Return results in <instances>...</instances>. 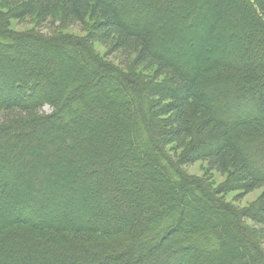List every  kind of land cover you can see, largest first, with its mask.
Instances as JSON below:
<instances>
[{
    "label": "trees",
    "instance_id": "trees-1",
    "mask_svg": "<svg viewBox=\"0 0 264 264\" xmlns=\"http://www.w3.org/2000/svg\"><path fill=\"white\" fill-rule=\"evenodd\" d=\"M11 2L10 14L0 12V157L7 159L0 162V264H264L254 238L260 235L244 223L264 229V0H199L201 12L187 29L194 24L210 43L221 40L216 23L238 30V39L234 32L213 46L224 52L227 41L243 42V49L236 46L242 61L198 67L186 50L190 70L160 53V32L154 35L144 16L164 13L177 0ZM34 13L69 23L96 15L97 39L125 56L124 71L100 62L81 40L9 30L8 20ZM181 15L175 19L187 20ZM170 36L191 46L181 34ZM45 105L51 113L38 112ZM57 137L66 142L57 146ZM85 144L102 155L108 176L102 185L98 171L87 169L93 158ZM22 146L40 148L43 159ZM60 156L72 164L75 158L81 186L70 187L59 172V180L46 177ZM8 161L13 170L3 167ZM199 161L229 175L234 186L206 189L182 169ZM90 187L104 196L93 202ZM257 189L259 203L238 212L214 195ZM60 207L68 213L58 224ZM89 240L95 246L78 245Z\"/></svg>",
    "mask_w": 264,
    "mask_h": 264
},
{
    "label": "rangeland",
    "instance_id": "rangeland-1",
    "mask_svg": "<svg viewBox=\"0 0 264 264\" xmlns=\"http://www.w3.org/2000/svg\"><path fill=\"white\" fill-rule=\"evenodd\" d=\"M11 1H17V0H0V12L5 14L6 12L9 13L10 10H8L9 8H11L13 6ZM199 0H194L193 3L192 1H189L188 4H186V1H182V0H177L176 3H174L175 5L173 7H169L167 10H164V13H149L148 10L145 11L144 16L147 17L148 22H152L151 25V29L153 34L155 35V33L160 32V37H158L157 40L160 47L164 44V48L161 49L160 53L167 59H171L173 63L178 64L177 66H182V67H188V65H186V63L182 60V55L186 50L189 51L190 53H192V56H195L196 59L198 60V67L200 66H205L207 67V65H209L208 63L215 61V60H220V59H226L228 61L231 62L232 65H234L235 67L241 63L242 59H238L239 55L237 50L238 48L236 47L237 44L238 46L242 47L243 49V45L241 43L243 42H239L237 44H232L231 40V45L228 43L227 41V45H229L227 47V49L224 50V52L222 50H219L218 48H214L213 43L220 44L222 43V41H225L228 39V35L232 34V33H236L235 39L239 38V36H241V34L239 33L238 30L234 29L232 31H227L224 29H220L221 25L223 23H216V27H218V29L216 30L219 31V38H221V40L218 39V37H215L213 42H207L205 39L202 41L198 38L200 36V33L198 32L200 30V28L194 27L193 24V29L192 27L190 28V30L187 29V25L189 24V19L192 16H197L198 13H200V7L198 3ZM16 6V5H15ZM14 7V6H13ZM10 14V13H9ZM181 14L186 15V19L185 21H177L175 19V16H179L181 18ZM33 16H30L26 19H23L22 21L16 20V19H10L8 20V24H9V30L13 31V32H24L27 30H32V32L38 33L40 35H57V36H63L67 39L70 40H81L85 43V45L92 50V53L94 54V56L102 63H104L105 65L115 68L117 69L119 72L120 71H124L126 64H127V60L125 59V56L122 55L121 52H117V51H113L111 44L108 45H103L101 44L97 37L96 34L97 32L94 29V24L96 22V15L95 16H87L86 18H84V20L81 23H77V22H64L60 16H57L55 19H44L41 20L35 13L32 14ZM176 16V17H177ZM137 21H141L143 23H139L140 25H148L149 23L143 19L138 18ZM226 21L229 22V24H231V18L226 19ZM213 22V21H212ZM187 23V24H186ZM224 25V24H223ZM225 26V25H224ZM204 27V26H203ZM195 28V29H194ZM205 28V27H204ZM207 28V26H206ZM210 29V28H209ZM187 30V31H186ZM207 30V29H206ZM213 30V28L211 29ZM186 31V32H185ZM173 32L174 34H181V36L183 37V34L186 33V35L184 36L186 39L191 40V46H189V43H183V41H178L177 39H173L170 36V33ZM98 35V34H97ZM183 37V38H184ZM160 38V39H159ZM163 39V43L162 40ZM236 41V40H235ZM238 41V40H237ZM236 41V42H237ZM158 43H156L155 45H157ZM201 43V44H200ZM158 46V45H157ZM255 60L258 61V57H256L255 55H253ZM256 61H253L254 63H256ZM258 63V62H257ZM184 67V68H185ZM191 69V68H190ZM189 69V70H190ZM184 71V74L186 75V71ZM146 71L143 73V76H146L144 74H148ZM189 72V71H188ZM143 79V77H142ZM151 81L153 83H165L164 81V77L160 76L158 78H153ZM203 89H206L203 87ZM205 91V90H204ZM248 91H245V95H248ZM128 94V93H127ZM132 96V93H130ZM247 97V96H245ZM52 109L49 106H44L42 108H40L38 110V112L40 113H51ZM1 117V116H0ZM48 128V131H51V126L47 125L45 126ZM38 138L42 139L45 136L41 133H39L37 135ZM58 139L55 140L56 145L58 146V142L65 143L66 141L65 138L61 137H57ZM49 139H55V138H49ZM17 147V146H16ZM93 145L91 147H87L86 148V144H85V148L87 150V152H89L88 156H91L93 158V160L91 159H87L86 163L89 165V168L87 167V169H92L90 167H94L93 170H95L97 172V175L99 176L98 179V183L100 185L104 184V180L103 178H107V174H103V170L102 167L103 164L100 163L101 160V153L98 152V154L96 155L95 149L93 150ZM14 147L12 145H10V147L8 148V151L10 152ZM21 148V147H20ZM20 148H17V151H22L20 150ZM23 148V152H28L29 150H35L34 153L39 152L38 154H33V157L36 158L35 161H40L43 159V153L42 150L40 148H33L31 147H26V146H22ZM3 150L7 149L6 147L2 148ZM27 149V150H26ZM61 155V154H60ZM30 156H32L30 154ZM60 157H64V156H60ZM68 158H70L68 156ZM45 159V158H44ZM6 158L0 157V162L5 163L6 162ZM12 162V160H10ZM64 161V162H63ZM63 161L60 160V163L58 165V167L56 166L54 169V172L52 173V175H47L46 177L49 178V180L53 181V180H59V177L57 176V172H59L61 174L62 177H66L67 178V182L69 183L70 187H73V185H76L75 178L76 174H73L74 168L73 165H76L77 162H75V158L73 159V164L70 163V160L67 159L65 157V160L63 158ZM66 161V163H65ZM105 161V166H107L108 160L104 159ZM44 162V161H43ZM21 163V162H20ZM40 163V162H39ZM23 165V162L21 163ZM98 166H97V165ZM62 165H64V167H62ZM13 165L9 163L4 165L3 167L7 170L9 168H11ZM32 167H37L33 165ZM108 167V166H107ZM64 168V169H61ZM23 169V168H21ZM72 169V170H71ZM104 169V168H103ZM182 169L191 177H194L196 179H199L201 181L204 182V184L210 187H205L206 189H212L213 191L218 188L219 186H224V185H229L231 177L229 175H220V173H218L217 171H215L211 166L210 163L208 161H199V162H195L194 164L188 165V166H184L182 167ZM11 170H13L11 168ZM17 169H15L14 171H16ZM35 171V170H34ZM77 170H75L76 172ZM36 172V171H35ZM58 173V174H59ZM71 175L73 176L71 178ZM29 181L33 182V180L31 178L26 177ZM92 181V180H91ZM91 181H89L88 183L90 184V186H94V184H91ZM95 182V179H94ZM80 186L83 184V182H77V185ZM212 184V186H211ZM231 185L234 186V183H232ZM90 187L89 189V193H92L91 196L93 198V202L94 200L97 198H99L100 196L103 195V193L100 190H97L96 194L94 192L95 188ZM77 188V187H76ZM85 188H87V185L83 188V190H85ZM75 189V188H74ZM76 190V189H75ZM262 189H257L254 190L246 195H243L242 193L238 192L237 190H231V191H226L223 193H219L215 195L216 200H219L221 202H223L224 204H228L230 207H232L233 209H235L237 212L244 209L245 207H254L256 204L259 203V199H260V193H261ZM218 193V191H217ZM87 194V191H86ZM203 194V193H202ZM62 196V195H61ZM104 196V195H103ZM210 205H212V202L210 203ZM112 206V205H110ZM43 210V209H41ZM46 210V209H45ZM111 209L106 208V210L104 211L106 216H111L110 215ZM67 209L60 207L59 209H57V213L55 214V219H57V223L60 224L64 221V219L62 220V216L67 214ZM225 216V221H231L232 218L229 215H224ZM219 221V218H218ZM245 225H247L250 228H253V230L256 232V235L259 233L260 237H257L254 235L255 240L260 244L261 248L263 249L264 252V229L262 228V226L257 225L252 223L250 220H244ZM102 239V238H100ZM104 242H106L107 240H103ZM95 242H93V240H89L88 242H81V244L78 245H84V246H95V244H93Z\"/></svg>",
    "mask_w": 264,
    "mask_h": 264
}]
</instances>
